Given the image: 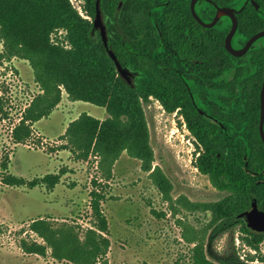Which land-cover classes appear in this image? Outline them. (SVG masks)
<instances>
[{"label": "trees", "instance_id": "1", "mask_svg": "<svg viewBox=\"0 0 264 264\" xmlns=\"http://www.w3.org/2000/svg\"><path fill=\"white\" fill-rule=\"evenodd\" d=\"M83 1L84 14L87 16L80 12L72 0H0V38L5 44V50L0 55L8 59L15 56L27 59L33 68L35 81L40 86V92L30 98L21 112L19 122L15 120V124L11 126L13 142L25 143L31 138L33 125L53 112L62 100L63 91L73 101H85L105 107L107 116L104 119L86 111L73 119L60 138L67 141L62 147H73L80 157L95 154L99 157L101 168L110 175L123 152L140 159L142 169L149 172V177L175 212L178 210L175 204H179L189 211L211 213V219L205 226L197 231L191 227V232L184 234L189 242L195 243L192 261L177 264H221L208 256L212 252V244L219 235L230 229L231 217L245 206L246 197L250 191L256 190V185L245 177L243 169L237 168L243 155L232 162L226 154L225 134L221 133L220 128H213L203 117L188 86L177 81V77H168L166 70L160 66L165 62H173L176 57L170 55L169 61H165L166 54L161 50L162 38L155 29L151 31L149 23H154L156 18L167 19L165 16L170 13L183 14L185 20L192 19L202 30L199 54L208 63L215 60L217 72L220 73L229 56L234 60L243 59L232 55L226 48V36L231 29L232 20L225 16L216 26L204 28L194 18L190 0L174 5L168 0H123L121 7L120 0H102L101 8L109 43L122 65L142 71V77L131 86L120 76L100 31L92 32L97 0ZM217 1L220 5L238 9L245 2ZM255 1L259 7L249 3L237 13L239 24L234 37V45L237 47L243 46L252 35L264 29V0ZM199 5L201 8L198 6L197 10L201 17L206 21L212 20L216 14V6L205 0H201ZM117 15L121 16V25L127 37L116 33ZM135 29H140L143 33L133 35ZM60 30H65L61 38L52 37ZM135 37L141 39L134 41ZM179 37L176 35L177 40L171 43L180 45ZM165 38L170 43L173 36H170V40ZM66 40L69 45L64 43ZM180 46L184 50L176 51L177 58L184 55L194 57L198 53L187 50V42ZM248 53L256 63V68L246 77V87L251 105L259 111L264 81V49L253 47ZM237 72L240 74V69ZM152 97L158 99L166 111L178 110L185 118L191 134L204 146L202 155L196 159V166L223 193L218 200L193 201L185 194L173 197L172 180L160 165L154 163L155 153L145 110V105ZM3 100L0 96V110L4 111L5 117H10ZM217 136L220 140H216ZM248 154L251 166L253 159H260V168L264 169L262 140L261 145L251 147ZM0 166L3 173L8 170L7 161H2ZM6 179L9 183H25L24 178L10 174ZM60 179V174H47L30 183L35 185L41 181L54 187ZM94 195L98 197L91 205L98 222L96 228H88L84 240L70 231L56 233L48 227L44 230L37 220L33 222V229L46 239L56 257L70 259L76 264H109V222L100 206L102 196L98 192H94ZM180 223L184 224L182 221ZM263 239L264 234L246 237L248 244L255 249L260 247ZM38 249L40 253L45 252L42 245ZM231 259L237 260L235 256H231Z\"/></svg>", "mask_w": 264, "mask_h": 264}, {"label": "rangeland", "instance_id": "2", "mask_svg": "<svg viewBox=\"0 0 264 264\" xmlns=\"http://www.w3.org/2000/svg\"><path fill=\"white\" fill-rule=\"evenodd\" d=\"M72 3L85 13L83 0H72ZM64 34L65 30H60L52 37L61 38ZM64 43L69 45L67 40ZM255 43L264 45V36ZM4 50L5 44L0 38V54ZM250 56L247 53L243 57L244 64ZM38 92L40 86L27 59L0 55V96L10 116L5 117L0 110V164L7 161L8 167L3 173L0 166V264H76L56 257L54 249L32 224L37 220L44 230L48 227L56 233L70 231L84 240L88 228H96L98 222L91 205L98 197L94 192L102 196L100 206L109 222V264L191 262L195 243L189 242L184 234L190 233L191 227L197 231L205 226L211 219L210 212L189 211L179 204H175L178 208L175 212L149 172L142 169L141 160L127 152L116 161L110 175L101 168L95 154L80 157L73 147H62L67 141L60 138L69 123L84 109L92 114L101 110L100 106L73 101L63 91L62 100L53 112L33 125L31 138L25 143L13 142L11 126L15 120L19 122L21 112ZM145 110L154 163L172 180L173 197L185 194L193 201L205 202L222 197L223 193L196 166L199 147L184 126L181 113L166 111L154 97L145 105ZM59 125L64 133L55 134ZM8 174L24 178L25 183H9ZM47 174H60V182L54 187L41 181L35 185L30 183ZM236 236L237 233L231 232L219 235L209 258L221 264H237V261L264 264V243L255 249L244 243L241 233L239 242ZM41 245L45 247L44 253L38 249Z\"/></svg>", "mask_w": 264, "mask_h": 264}, {"label": "flooded vegetation", "instance_id": "3", "mask_svg": "<svg viewBox=\"0 0 264 264\" xmlns=\"http://www.w3.org/2000/svg\"><path fill=\"white\" fill-rule=\"evenodd\" d=\"M121 1L123 2V0H120V2ZM183 1L184 0H168V2H173V5L174 3L179 4ZM191 1L192 0H190V5ZM205 1H209L210 3L215 5L217 11V6L220 5L217 0ZM200 2L201 0L197 2L196 9L198 6L201 8V6L199 5ZM245 3L246 5H248L249 3H253L255 4V6L259 7L256 1L254 3L251 0L248 2L247 0H245L244 5ZM210 10H212V6H210ZM120 17V15H117L118 28L116 30V33L127 37V34L122 28ZM165 17H167V19L165 18L164 20H158L156 18L154 23H149L152 29L151 31L155 29L154 31L162 38L161 50L166 54L164 57L165 61H169L170 55L176 57V60L174 58L173 62H165L160 66H162L166 70L168 77H177V81L188 86L193 98L197 102L198 109L203 117H205L206 120L209 121L213 128H220L221 133L225 134L224 140L226 143V154L229 155L232 162H234L239 155H243V160L237 163V168L238 170L243 169L245 177L248 178L250 182H254V185H256V190L250 191L248 196L246 197L245 206L238 213L234 214L231 217V227L227 231L233 234L237 233V240L240 238L239 234L241 233L243 235L242 240L244 241V243L248 244L246 237H254V235L263 236L264 234V230H258L255 228V226L259 227L264 225V169L260 168V159H253V166L250 165L248 159L249 149L251 147L253 148L255 146H260L261 140L262 142H264L260 129L262 114L261 93L259 103L260 109L258 111L256 107H253L251 105L249 93L246 87V77H248L255 70L256 63L251 60V56L249 57V62L246 64H244L243 60L241 59L234 60L232 56H229L225 62L224 70L218 73L216 61L211 60L210 63H208L199 54L200 37L202 33L200 25L196 24L190 18H187V20H185L183 14L181 15L177 13H170ZM209 21L211 20H207L206 22ZM142 33L143 32L140 29L133 30V35L138 36ZM176 35L180 36L178 39L180 45L187 42V50H193L198 53H196L194 57L184 55L177 58V55H175L177 53L176 51L184 49L181 48L180 45L176 46L175 44L171 43L174 40H177L175 39ZM170 36H173V39L170 40ZM165 37L170 40V43L166 42ZM140 39L141 38L135 37L133 40L139 41ZM240 47L242 46H239L237 48ZM253 47L264 49V45L256 46L254 44ZM247 53L240 57H245ZM125 67L128 68V77L122 76L119 72L120 76L125 82L129 84H136L137 81H139V79L142 77V71L131 66ZM238 69H240V74H238L237 72ZM228 73H230V76H227ZM183 119L185 120L184 117ZM195 140L199 147L197 156L198 158L202 155L204 146L200 142H198L196 138ZM216 140H220V137L217 136ZM242 213L243 216H240V214ZM263 243L264 239L261 244Z\"/></svg>", "mask_w": 264, "mask_h": 264}, {"label": "water", "instance_id": "4", "mask_svg": "<svg viewBox=\"0 0 264 264\" xmlns=\"http://www.w3.org/2000/svg\"><path fill=\"white\" fill-rule=\"evenodd\" d=\"M101 1L102 0H97V5H96V16L94 18L93 21V29L92 32H96V31H100L102 39L104 41L105 47L110 55V57L115 61L116 66L118 71L121 73L122 76L124 77H128V68L123 66L118 58V56L116 55L115 51L113 50L111 44L109 43V36H108V29H107V25L104 21V16H103V11L101 8ZM199 0H192L191 1V9L192 12L195 16V18L204 26V27H213L215 26L218 21L220 20L221 17L223 16H229L232 20V26L230 31L228 32L227 36H226V48L227 50L235 55V56H243L244 54H246L254 45V43L260 38L264 36V29L258 31L257 33H255L254 35H252L247 41L246 43L240 47L237 48L234 46L233 44V38L237 32L238 29V17H237V13L241 10H243V8L245 7L246 3L244 6H242L241 8H236V7H232V6H217V11L216 14L213 18V20L206 22L204 21L201 16L199 15V13L197 12L196 9V4ZM250 0H247V2ZM252 2L255 3V0H251ZM122 1L119 4V7H121L122 5ZM131 86H134L133 83H130ZM261 106H262V114H261V134L262 137L264 139V81H263V85H262V90H261ZM240 216H243V213L240 214ZM256 229L258 230H264V225L263 226H255Z\"/></svg>", "mask_w": 264, "mask_h": 264}, {"label": "crops", "instance_id": "5", "mask_svg": "<svg viewBox=\"0 0 264 264\" xmlns=\"http://www.w3.org/2000/svg\"><path fill=\"white\" fill-rule=\"evenodd\" d=\"M87 103V102H86ZM100 108H101V110H95L94 111V113H92L94 116H96L97 118H100V119H104L107 115H105V113H106V108L105 107H101L100 106ZM57 110H58V108H57ZM85 111H87L86 109H84ZM88 113H90L91 111H87ZM42 122V120H39L38 122H36L37 124L38 123H41ZM54 123V122H53ZM58 123H60V122H58ZM60 126V125H59ZM67 127V126H66ZM62 127L60 126L59 127V129L57 130V131H54V133L55 134H57V133H64V131H63V129H61ZM60 129H61V131H60ZM59 131V132H58ZM62 140H64V139H62ZM65 142H66V140H65Z\"/></svg>", "mask_w": 264, "mask_h": 264}, {"label": "built area", "instance_id": "6", "mask_svg": "<svg viewBox=\"0 0 264 264\" xmlns=\"http://www.w3.org/2000/svg\"><path fill=\"white\" fill-rule=\"evenodd\" d=\"M82 14H84V13H82ZM85 15V14H84ZM85 16H87V15H85ZM184 126H186V122H184ZM187 127V126H186ZM240 241V239H238V242ZM244 257V256H243Z\"/></svg>", "mask_w": 264, "mask_h": 264}]
</instances>
